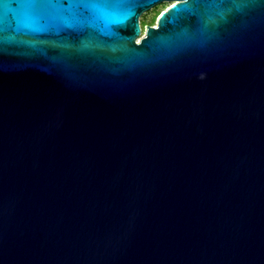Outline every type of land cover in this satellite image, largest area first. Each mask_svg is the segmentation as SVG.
<instances>
[{
  "label": "water",
  "instance_id": "obj_1",
  "mask_svg": "<svg viewBox=\"0 0 264 264\" xmlns=\"http://www.w3.org/2000/svg\"><path fill=\"white\" fill-rule=\"evenodd\" d=\"M186 2L4 33L0 264H264V3Z\"/></svg>",
  "mask_w": 264,
  "mask_h": 264
},
{
  "label": "snow or ice",
  "instance_id": "obj_2",
  "mask_svg": "<svg viewBox=\"0 0 264 264\" xmlns=\"http://www.w3.org/2000/svg\"><path fill=\"white\" fill-rule=\"evenodd\" d=\"M158 0H148V5ZM241 9L257 0H230ZM264 3V0H259ZM197 0L186 2L182 7L193 8ZM136 0H0V52L3 45L14 39L5 32H42L50 29H82L86 26L107 29L110 24L120 23L138 16ZM231 9H229L230 11ZM221 17L224 13L221 12ZM5 21L7 27H4ZM138 30V24L135 26Z\"/></svg>",
  "mask_w": 264,
  "mask_h": 264
},
{
  "label": "rangeland",
  "instance_id": "obj_3",
  "mask_svg": "<svg viewBox=\"0 0 264 264\" xmlns=\"http://www.w3.org/2000/svg\"><path fill=\"white\" fill-rule=\"evenodd\" d=\"M172 5V2H164L153 7L141 16V23L145 27L147 25H155L159 16Z\"/></svg>",
  "mask_w": 264,
  "mask_h": 264
},
{
  "label": "flooded vegetation",
  "instance_id": "obj_4",
  "mask_svg": "<svg viewBox=\"0 0 264 264\" xmlns=\"http://www.w3.org/2000/svg\"><path fill=\"white\" fill-rule=\"evenodd\" d=\"M144 27V26H143Z\"/></svg>",
  "mask_w": 264,
  "mask_h": 264
}]
</instances>
